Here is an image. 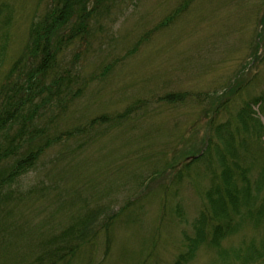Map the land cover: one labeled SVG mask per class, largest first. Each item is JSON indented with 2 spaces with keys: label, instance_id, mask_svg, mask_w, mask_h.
I'll list each match as a JSON object with an SVG mask.
<instances>
[{
  "label": "rangeland",
  "instance_id": "obj_1",
  "mask_svg": "<svg viewBox=\"0 0 264 264\" xmlns=\"http://www.w3.org/2000/svg\"><path fill=\"white\" fill-rule=\"evenodd\" d=\"M180 2L101 0L81 63L89 78L51 131L105 114L112 119L42 156L26 184L42 183L44 192L12 208L15 221L8 223L14 226L0 229V243L11 241L0 264H35L37 244L85 217L95 219L99 233L69 264H172L184 251V235L194 233L206 204L210 181L203 169L207 163L215 168V152L180 182L175 170L206 149L216 123L264 91V0H195L162 25ZM45 3L26 0V13L42 11ZM24 17L18 9L8 28L15 22L5 69L24 50ZM170 92L188 97L172 103L163 99ZM255 110L264 122L259 106ZM263 234L247 219L223 241L224 252L202 244L189 264H239L247 242L259 244Z\"/></svg>",
  "mask_w": 264,
  "mask_h": 264
},
{
  "label": "trees",
  "instance_id": "obj_2",
  "mask_svg": "<svg viewBox=\"0 0 264 264\" xmlns=\"http://www.w3.org/2000/svg\"><path fill=\"white\" fill-rule=\"evenodd\" d=\"M194 1L182 0L162 25L171 24L186 9L190 10ZM100 2L46 0L42 11L30 14L26 13V0L14 1L15 6L10 0H0V33L3 40L0 71L4 72V77L0 79V229L14 226L8 221H15L12 208L16 203L25 202L33 193L44 192V184L27 185L26 180L50 148L68 144L112 119L105 114L65 132L59 129L51 131L57 116L81 93L89 78L82 73L81 63L84 52L89 48L88 38L95 28L92 23L104 7ZM105 4L108 5V2ZM18 9L25 11L26 31L22 42L25 47L5 69L6 43L13 38L15 22L9 31L8 28ZM71 50L73 53L68 54ZM187 97L186 94L170 92L163 99L177 103ZM255 106H259L264 115V91L246 101L230 120L216 123L214 136L209 137L206 149L199 158L196 161L191 159L181 169L175 170V177L180 182L191 174L194 163H201L211 150L215 152V168L207 163L203 169L210 181L204 195L205 207L194 221V233H185V249L172 264H189L202 244L224 252L223 241L247 219L264 228V122ZM128 113L113 118L126 117ZM94 223L95 219L85 217L66 229H54L48 242L42 241L32 249L34 263L69 264L83 248L84 242L98 235ZM14 238L12 236L11 239ZM10 243L4 240L0 243V258ZM16 248L19 250L18 246ZM263 259L264 238L259 244L247 242L239 264Z\"/></svg>",
  "mask_w": 264,
  "mask_h": 264
}]
</instances>
